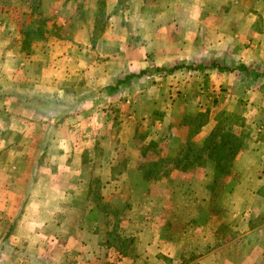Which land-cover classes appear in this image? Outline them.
<instances>
[{"label": "rangeland", "instance_id": "374dc122", "mask_svg": "<svg viewBox=\"0 0 264 264\" xmlns=\"http://www.w3.org/2000/svg\"><path fill=\"white\" fill-rule=\"evenodd\" d=\"M263 1L0 0V264H264V60L240 56ZM55 46L76 63L60 149L30 99ZM211 131L233 137L213 149Z\"/></svg>", "mask_w": 264, "mask_h": 264}, {"label": "crops", "instance_id": "0c3cea01", "mask_svg": "<svg viewBox=\"0 0 264 264\" xmlns=\"http://www.w3.org/2000/svg\"><path fill=\"white\" fill-rule=\"evenodd\" d=\"M114 3V0H108V3ZM262 6H264V1L261 2ZM162 16H168L171 19L175 18V14L173 12H163L161 13ZM239 15L238 13H234L231 16H236ZM192 17L193 20H196L199 22V26L201 25V20L206 19L208 17L214 16L212 14L207 15L206 13H195L193 15H189ZM216 16V15H215ZM227 17V16H226ZM242 17L245 19H247V30L248 29H253V27H255V22L257 19H261L262 20V27L264 30V12H258V13H247V14H243L242 13ZM241 17V18H242ZM177 19H180V15H177ZM260 26V25H259ZM201 28H200V33H201ZM254 34H256L254 36L257 37L256 39V46L254 47V50H252L251 53H249L248 55L246 54L247 51L245 50L244 53L240 56H242L241 61L244 62L243 60H247L250 58V55L252 53H255V57L256 59H262L264 60V32L263 34H258V32L254 31ZM188 39H187V44L190 43V37L192 36V33L187 35ZM84 42H86V38H83ZM73 43V42H70ZM218 41L216 39L215 41V45H218ZM205 44H203L202 46H204ZM183 46H186V44L184 43ZM219 46L221 47L222 44L220 43ZM220 47H216V49H220ZM252 48V46H251ZM62 49L65 48H61L60 46H55L53 47V52L51 54V59L49 62L44 63V66L42 68L41 71V75L39 74L38 76V82H35L33 84V92H37L35 95H33V97H30L31 100H33L34 98H37L36 100H42L41 103V110L40 112L37 110H34V113L36 115H38L39 118H42V120H45V122H41L43 125L45 124V128H44V132H43V139L45 138L46 135L45 132L48 128L53 129L54 131L51 132L49 138H48V143L47 145H49L50 147L54 146L57 147L58 149L62 148L64 145L63 140H59L58 138V134L57 132L62 130V120L61 118H59V112L60 109L58 108V101H63V81L65 79L70 78L75 72H76V63L74 61V57H71L69 52H67L68 50H65L66 53L63 54ZM67 49V48H66ZM253 49V48H252ZM199 51H207L208 48L205 46L204 48L201 47L198 48ZM170 51V49H169ZM196 50V52H199ZM175 58V55L171 54V59ZM3 65L5 64V67H7L8 70H16L18 68V66H20L19 64H17L16 61H13L15 63L13 67H11L12 61L11 60H7V61H2ZM21 64H27V63H21ZM134 64V65H133ZM130 64L128 63L127 65L129 67H139L140 69H145V67L147 66V61H140L137 63ZM66 65H68V67H66ZM27 66V65H26ZM13 68V69H11ZM93 70V67H90L89 70H85L82 72H85V75L89 74V76L91 77V72ZM122 70V69H121ZM121 72V71H120ZM11 75H13L12 71H11ZM87 78V76H86ZM88 79V78H87ZM92 81L88 80V84H92ZM96 82V81H95ZM8 93H10V91H7ZM38 96V97H35ZM21 97L16 96L14 99H17L16 101H12L11 99V105L16 104L18 107L21 106ZM29 98V97H28ZM9 100V96L7 98ZM49 101H53L54 104L51 106H48L47 103ZM26 103V102H25ZM32 107H37L39 106V103L37 104H31ZM12 107V106H11ZM15 113L11 114V117H13L14 119H16L18 117L17 115V111L14 110ZM14 126V125H12ZM13 128H16L15 126ZM52 140H54V142H52ZM63 145V146H62ZM63 152L61 150H59L57 152V156H62ZM253 156L250 154L249 150H246L243 152V154L239 157L240 161H243L246 165H248V167H250V164L253 163H257L259 162L258 158H254L253 160ZM245 185L242 184H237V187L234 188L233 191V196L234 195H238V193L241 194H246L247 196L251 197L252 195H254L255 193L253 192H249L248 190H244ZM171 247L172 249L170 250L169 253H166L168 255V257L172 258V259H179V255L177 253V251L182 248V243L181 241L179 242H174L171 243ZM220 251L216 248L213 249L211 252H208L207 254H203L200 258H199V262L198 264H203L204 262H206L207 260H209L210 258L212 259H217V253H219ZM178 255V256H177Z\"/></svg>", "mask_w": 264, "mask_h": 264}, {"label": "trees", "instance_id": "16d2710c", "mask_svg": "<svg viewBox=\"0 0 264 264\" xmlns=\"http://www.w3.org/2000/svg\"><path fill=\"white\" fill-rule=\"evenodd\" d=\"M175 68H177L176 66H173V67H171L170 68V70H173V69H175ZM146 73H148V70H146V69H142V70H140L138 73H131V74H129V75H126V77H124L123 79H119L118 81H117V83L118 84H120V83H124L126 80H128V79H130V78H132V77H138V76H141V75H143V74H146ZM217 125H215V127H216ZM215 130H216V128H215ZM210 135H213L212 136V140H213V142H214V146L212 147L213 149H214V147H217V148H220L222 145H223V143H224V137L226 136V135H229L230 137H233V135L232 134H227V133H223L221 136H217L216 135V133L214 134V132L213 131H211L210 132ZM215 135V136H214ZM237 145V141L234 139L233 140V144H232V147H231V149H234L235 148V146ZM215 165H216V167H217V170H220V169H222L223 167H224V165H222V164H218L217 163V161L215 162ZM92 210H94L93 208L91 209V211Z\"/></svg>", "mask_w": 264, "mask_h": 264}]
</instances>
